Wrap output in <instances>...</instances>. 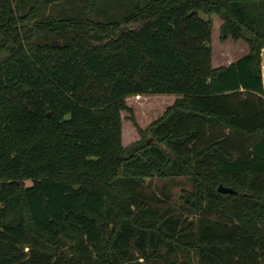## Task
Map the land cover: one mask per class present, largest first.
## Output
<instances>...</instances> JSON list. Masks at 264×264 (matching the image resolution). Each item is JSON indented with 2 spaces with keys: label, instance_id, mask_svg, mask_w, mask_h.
Returning a JSON list of instances; mask_svg holds the SVG:
<instances>
[{
  "label": "trees",
  "instance_id": "1",
  "mask_svg": "<svg viewBox=\"0 0 264 264\" xmlns=\"http://www.w3.org/2000/svg\"><path fill=\"white\" fill-rule=\"evenodd\" d=\"M212 13L249 45L219 67ZM263 50L264 0H147L108 22L0 0V264H264ZM140 94L178 98L124 146ZM154 176L191 183L188 218L155 204Z\"/></svg>",
  "mask_w": 264,
  "mask_h": 264
},
{
  "label": "rangeland",
  "instance_id": "2",
  "mask_svg": "<svg viewBox=\"0 0 264 264\" xmlns=\"http://www.w3.org/2000/svg\"><path fill=\"white\" fill-rule=\"evenodd\" d=\"M54 1V2H53ZM19 10L24 13L34 7L38 14L59 18H89L108 22L122 18L130 12L136 4L144 5L147 0H15ZM206 17V14H204ZM48 17V16H47ZM212 19V63L214 67L227 65L230 61L237 60L249 51V45L244 39L235 40L229 37L221 39V26L223 19L217 13L211 14ZM54 42L58 40L52 39ZM263 71H264V50ZM178 98L176 94H140L126 98L129 109L122 111L123 117V145L129 146L143 138L153 142V123L160 119ZM147 182L149 194L154 193L155 204L177 209L183 217L184 211L182 198L185 189H191V183L185 176L171 179H160L154 176ZM28 185L32 184L27 180ZM210 217L218 218L216 211H208ZM188 218V217H187Z\"/></svg>",
  "mask_w": 264,
  "mask_h": 264
},
{
  "label": "water",
  "instance_id": "3",
  "mask_svg": "<svg viewBox=\"0 0 264 264\" xmlns=\"http://www.w3.org/2000/svg\"><path fill=\"white\" fill-rule=\"evenodd\" d=\"M54 44H58V42H54ZM219 190L222 192H235V189L229 186H225L223 184L219 185Z\"/></svg>",
  "mask_w": 264,
  "mask_h": 264
},
{
  "label": "crops",
  "instance_id": "4",
  "mask_svg": "<svg viewBox=\"0 0 264 264\" xmlns=\"http://www.w3.org/2000/svg\"><path fill=\"white\" fill-rule=\"evenodd\" d=\"M233 61H236V60H233ZM233 61H230L228 64H230L231 62H233ZM227 64V65H228ZM263 82H264V71H263Z\"/></svg>",
  "mask_w": 264,
  "mask_h": 264
}]
</instances>
